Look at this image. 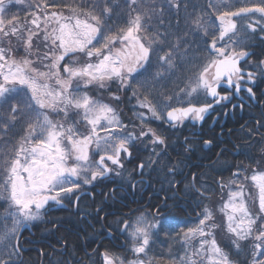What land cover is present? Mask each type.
I'll return each mask as SVG.
<instances>
[{"label":"snow or ice","instance_id":"6c2138e0","mask_svg":"<svg viewBox=\"0 0 264 264\" xmlns=\"http://www.w3.org/2000/svg\"><path fill=\"white\" fill-rule=\"evenodd\" d=\"M189 3L0 0V264H23L21 229L42 221L52 205L75 198L79 211L80 193L106 180L135 189L138 182L132 172L125 175L124 161L137 143L152 150L133 172H162L173 193L190 197L201 211L177 233L180 250L170 249L164 258L150 256L151 245L161 232L175 231V223L160 205L129 207L112 222L127 249H93L86 253L90 264L96 255L100 264H264V104L253 88L264 83V59L252 61L248 50L249 41L264 34V0H204L191 11ZM15 5H26L25 15L12 12ZM173 11L175 24L165 19ZM21 49L25 55L17 59ZM113 82L135 99L138 124L125 123L99 98ZM252 102L260 117L254 126L241 125L244 144L233 145L249 162L216 181L222 195L213 209L204 204L210 199L204 173H185L181 160L166 162L168 138L151 121L195 125L218 106L243 111ZM184 143L187 153L192 144L187 137ZM212 143L203 141L205 147ZM252 148L256 155L246 151ZM218 231L227 237L224 246ZM61 248L67 251L66 241Z\"/></svg>","mask_w":264,"mask_h":264},{"label":"flooded vegetation","instance_id":"af4514ba","mask_svg":"<svg viewBox=\"0 0 264 264\" xmlns=\"http://www.w3.org/2000/svg\"><path fill=\"white\" fill-rule=\"evenodd\" d=\"M260 35L264 34H258L249 41L251 46L248 50L253 53L249 59L252 61L264 59V40L260 39ZM253 88L260 104H264V95H262L264 83L253 85ZM235 102L233 101V103ZM138 110L134 107L129 110V114H132L129 121L139 123L133 115L134 111ZM260 112L261 108L257 106L256 102H252L250 106L246 105L243 111L239 109L233 111L231 106L227 109L218 106L206 116L202 123L193 125L186 121L182 127L170 128L160 121H151V126L157 128L171 143L167 148L168 156L163 159L168 163H174L177 160L183 161L181 168L185 173H204L202 183L209 190V187L217 185L212 178L213 171L220 170L222 163L219 160L221 157L226 154L232 160L237 161L238 153L233 145L237 144V135L243 132L241 125L254 126V121L260 117ZM121 118L125 123L128 122L122 115ZM177 131H182L184 137H187L192 144L189 152H184L185 138L182 148L172 145L175 142ZM261 131L264 132V129ZM204 140H211L213 143L211 146L205 147ZM195 144L200 145L201 149L197 151ZM221 149H225V151L218 156ZM131 150L132 158L124 161L125 175L132 172L135 181L138 182L136 188L133 189L120 179L106 180L96 184L95 187H86L85 192L88 194L80 193L79 211L74 204L75 198L65 200L63 207L52 205L42 221L27 225L30 229L22 235L20 234V242L23 245L21 255L23 262L25 261L23 254L35 247H40V252H43L40 264H55L57 260H71L72 264H90L89 256L86 253L90 254L93 249L97 248L100 252L104 249L117 253L124 252L128 247L127 241L123 234L116 231V226L112 222L129 207L143 209L151 206L153 202L157 204L162 201L161 210L163 211L161 213L164 217L169 218L170 214L177 210L188 212L191 198L186 199L183 193L182 196L179 195L180 192H176L174 195L162 172L146 170L143 177L139 175L138 170L133 172L137 164L141 160L147 159L151 154L152 146L148 145L145 148L143 144L137 143ZM159 150L158 148L157 151ZM197 154L198 158L195 157ZM192 161L196 162L192 163ZM213 161H217V163L210 167L209 165ZM166 196L168 197L166 201L168 206L164 207ZM97 207L103 208L99 214L95 211ZM191 218L197 219V217ZM35 229L38 233H42L41 239H37L39 235ZM109 231L112 232L111 235H108ZM63 241L67 242V251H63L61 248ZM30 262L29 259H26V263ZM92 264H100L98 255L92 257Z\"/></svg>","mask_w":264,"mask_h":264},{"label":"trees","instance_id":"16d2710c","mask_svg":"<svg viewBox=\"0 0 264 264\" xmlns=\"http://www.w3.org/2000/svg\"><path fill=\"white\" fill-rule=\"evenodd\" d=\"M113 2L115 4H120L122 5L123 0H113ZM204 0H190L189 3V11L192 10V5L193 4H203ZM25 7L26 5H15L14 7H12V12L19 14L20 16L25 15ZM115 12H119L120 9L116 8L114 9ZM184 13L183 11H181L180 16L183 17ZM165 19H172L173 24H175V16H174V11L173 12H169L166 14ZM115 17L113 19V23H115ZM155 23V21H154ZM183 26V22L181 20V28ZM16 58L19 59L21 56L25 55V53L23 52V50L21 49L20 51L15 53ZM31 59L35 60L36 59V55L34 54L32 57H30ZM177 83H179V81H177ZM169 87H172V85H169ZM119 86L117 82H113L110 84V86L107 89L104 90H99V92H101V94L103 96H105V100H108L107 103L112 104L114 107H116L118 109V111L120 112V114L122 115V117H124L127 121H129L130 117L132 116V114H129V110L135 105V99H132L131 101H129L128 97L130 96V92H124V91H120L118 90ZM112 94L115 95H119L121 97L120 101H115L113 100ZM106 102V101H105ZM16 131H19V129H17ZM184 134L182 131H177V134H175V142L172 143V145L174 147H181L182 148V142L184 139ZM237 144L243 145L244 144V132H241L237 135ZM171 145V143L169 142V146ZM195 148L196 150H200L201 146L195 144ZM246 151L250 152L253 155H256V151L255 148L252 149H246ZM183 155V154H182ZM195 157L198 158V154L195 155ZM241 161H243L245 164H248V160L246 159V157L244 155L241 154H237V161L232 160L229 156H227L226 154H224L221 159L219 160L221 164L220 170H214L213 171V180H215V182L220 179L221 176H223L224 178H227L231 175V171L234 170V166L238 163H240ZM196 161H192V163H194ZM219 164V163H218ZM217 164V165H218ZM228 169V171H227ZM250 191H253L252 189H250ZM221 193L220 189L216 186H211L209 187V195H210V199H207L204 201V204L208 205L209 207L213 208V209H217L220 205V197L218 195V193ZM175 195V194H174ZM179 195L182 196V192L179 193ZM2 203V202H0ZM190 206L187 211H179L177 210V212L170 214L169 218L175 223V231H171L168 235H165L164 232H161L159 234L158 237H154V242L151 245V250L149 252L150 256H155V257H164L167 258L169 251L171 249L172 252H176L177 250H180V241L179 238L177 236V233H179L181 231V229H186V227L192 226L195 222H196V218H191V217H197V213L201 211V208H197L195 206V204L192 203V200L190 199ZM155 205H160L162 207V201L159 203H155L153 202L152 205L147 206L146 208H152ZM163 210H161L162 212ZM222 218L220 217V215L217 213V220L220 221ZM35 232L39 235L37 237V239H41L43 236L42 233H38V231ZM48 235V234H45ZM217 240L218 242L221 243V246H224L227 244V237L225 235V233L223 231H218L217 232ZM40 247H35L34 249H31L29 252L23 254L24 257V262L23 264H40V259L42 258V254L39 250ZM243 255H241L239 257L240 260H243ZM26 259H29L31 262L30 263H26Z\"/></svg>","mask_w":264,"mask_h":264},{"label":"rangeland","instance_id":"374dc122","mask_svg":"<svg viewBox=\"0 0 264 264\" xmlns=\"http://www.w3.org/2000/svg\"><path fill=\"white\" fill-rule=\"evenodd\" d=\"M98 95H99V98H101L102 100L108 102V100H105V96H103V95L101 94V92H99ZM252 190H253L252 193L254 194V193H255V190H254V189H252ZM217 193H218L219 196L222 195V193H219V192H217ZM220 198H221V197H220ZM36 222H38V221H33V222H31L29 225H33V224L36 223Z\"/></svg>","mask_w":264,"mask_h":264},{"label":"water","instance_id":"95a60500","mask_svg":"<svg viewBox=\"0 0 264 264\" xmlns=\"http://www.w3.org/2000/svg\"><path fill=\"white\" fill-rule=\"evenodd\" d=\"M29 229H30L29 226H25V227L22 229V231H21V235H22L26 230H29Z\"/></svg>","mask_w":264,"mask_h":264}]
</instances>
